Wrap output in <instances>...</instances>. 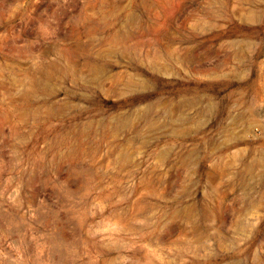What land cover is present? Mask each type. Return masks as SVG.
Segmentation results:
<instances>
[{"label": "rangeland", "instance_id": "1", "mask_svg": "<svg viewBox=\"0 0 264 264\" xmlns=\"http://www.w3.org/2000/svg\"><path fill=\"white\" fill-rule=\"evenodd\" d=\"M0 264H264V0H0Z\"/></svg>", "mask_w": 264, "mask_h": 264}]
</instances>
